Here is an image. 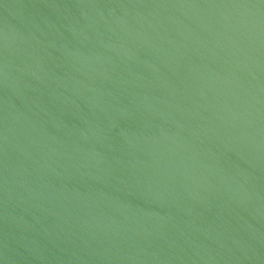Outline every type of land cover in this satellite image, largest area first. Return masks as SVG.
Masks as SVG:
<instances>
[{
	"label": "water",
	"instance_id": "1",
	"mask_svg": "<svg viewBox=\"0 0 264 264\" xmlns=\"http://www.w3.org/2000/svg\"><path fill=\"white\" fill-rule=\"evenodd\" d=\"M0 264H264V0H0Z\"/></svg>",
	"mask_w": 264,
	"mask_h": 264
}]
</instances>
